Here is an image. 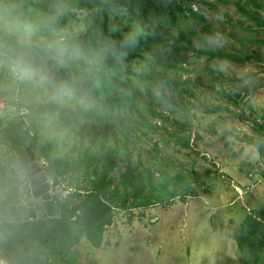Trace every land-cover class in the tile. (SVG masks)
Returning a JSON list of instances; mask_svg holds the SVG:
<instances>
[{
	"label": "rangeland",
	"instance_id": "1",
	"mask_svg": "<svg viewBox=\"0 0 264 264\" xmlns=\"http://www.w3.org/2000/svg\"><path fill=\"white\" fill-rule=\"evenodd\" d=\"M3 1L4 9L16 5L13 0ZM182 3L203 16L194 23L200 37L188 35L194 48L255 50L260 60L253 57L236 62L209 57L192 48L173 49V40L167 36L177 31L172 24H163L162 39L149 56L155 70L149 86L152 94L139 99L137 110L120 109L114 120H96L81 113L91 96L87 74H91L92 83L102 78L96 68L64 63L70 66L69 71L66 69L69 80L65 82L56 62L42 58L40 64L33 58L13 57L4 69L0 57V88L7 91L0 100V121L4 124L20 115L25 125L37 126L41 138L53 139L60 154L68 153L76 160L55 184L47 173L52 200L55 193L63 199L82 181V155L88 145L90 149L118 148L113 170L116 177L126 166V144L137 171L144 174L142 168L148 166L155 178L179 174L195 190L185 200L173 197L171 201L131 210L116 209L99 246L82 235L65 260L52 259V264H264V242L257 254L237 244L246 214L258 215L264 207V135L256 133L251 119L264 112V43L250 40L264 37V29L250 28V21L241 17L233 4L220 0ZM261 12L264 16V10ZM24 16L47 21L53 17L31 8L6 15L5 25L23 39H31ZM82 16L83 12L77 11L62 33L81 31ZM110 17L113 28L128 32L136 29L119 10H110ZM184 25L181 20L180 26ZM180 44L187 45L184 41ZM250 71L253 74L247 77L230 78ZM174 85L186 91H174ZM217 89L241 96L240 104ZM10 98L35 105L54 101L55 105L49 106V111L34 112L30 122L28 107L18 109ZM246 98L249 100L244 103ZM248 102L252 110L244 108L243 112L241 104ZM246 136L259 144L248 142ZM185 137L189 146L181 144ZM9 146L8 139L0 136V205L15 203L31 193L22 173L11 172L3 163ZM37 161L46 170L47 161ZM169 186L181 190L172 180Z\"/></svg>",
	"mask_w": 264,
	"mask_h": 264
},
{
	"label": "trees",
	"instance_id": "2",
	"mask_svg": "<svg viewBox=\"0 0 264 264\" xmlns=\"http://www.w3.org/2000/svg\"><path fill=\"white\" fill-rule=\"evenodd\" d=\"M16 5L4 9L0 0V57L6 69L13 57L33 58L41 64V59L59 64L63 80L68 82L70 66L76 64L87 68H96L101 73L97 83L89 81L87 74V108L81 113L96 120H114L120 109L132 108L145 95H151L150 84L155 77L154 67L149 56L155 51V45L162 39L160 26L172 24L177 33H168L173 49L192 48L209 57L244 62L251 58L260 60L255 50H226L222 47L206 46L194 48L188 35L200 37L194 23L203 19L202 14L192 10L183 0H13ZM235 5L241 17L250 21L252 29H264V0H220ZM49 12L50 20L24 16L28 23L31 39L18 38L13 30L5 25L6 15H14L22 9ZM110 10H119L134 23V32L113 28ZM77 11H82L83 29L78 33L63 34ZM181 20L184 26H180ZM208 27V25H205ZM256 43H264V37H252ZM186 42L187 45L180 44ZM241 44L244 39L240 38ZM63 61V62H62ZM67 63V64H64ZM264 69V66H262ZM78 72V71H75ZM248 72L240 77L231 76L232 80L247 77ZM174 91L185 89L173 86ZM235 104H240L236 96L227 89H217ZM7 91L0 88V100ZM16 108L28 107L26 115L32 122L34 112L49 111L55 102H22L10 98ZM242 111L252 110L250 102L241 104ZM253 128L258 135H264V112L252 117ZM32 127V129H31ZM0 136L8 139L7 151H14L21 163L26 161L25 147L30 146L38 157L47 161L46 172L53 178V184L59 177L76 163L68 153L60 154L54 140L38 135L37 126L25 125L21 116L0 121ZM248 142L259 144L251 136ZM181 144L189 146V139L182 138ZM126 166L118 174L113 173L117 166L118 148L84 150L82 160V181L77 182L73 190L61 199L58 193L53 195L60 209L59 216L38 215L34 219L6 221L0 223V257L9 264H52V259L65 260L80 237L84 235L92 245L99 246L103 232L112 220L116 209L131 210L134 207L148 206L162 201H171L173 197L185 200L187 194H195L191 182L179 174L169 177L163 174L155 178L148 166L137 171L132 165L130 150L123 144ZM35 152V151H34ZM76 167V166H74ZM116 178L118 180L116 181ZM175 187L172 189L169 182ZM262 216V218H261ZM237 235L238 247L247 246L257 254L264 242V207L259 214H246Z\"/></svg>",
	"mask_w": 264,
	"mask_h": 264
},
{
	"label": "water",
	"instance_id": "3",
	"mask_svg": "<svg viewBox=\"0 0 264 264\" xmlns=\"http://www.w3.org/2000/svg\"><path fill=\"white\" fill-rule=\"evenodd\" d=\"M236 97L241 100V96ZM249 98H246L243 102L246 103ZM27 153L28 163L24 165L23 171L26 173L28 183L30 186V192L32 196H39L42 201L38 205V209L34 205H26L23 202L12 203V204H1L0 205V214L1 217L6 221L11 220H28L34 219L38 215H43L44 213L47 216H59L60 209L57 201L51 199L50 194V183L48 180L47 172L39 165L37 161V155L32 150L30 146L25 147ZM6 165L9 167L11 172L20 168L19 162L16 160V154L14 151H11L3 160ZM39 211L40 214L37 215L36 211ZM0 217V223H1ZM7 263L4 258L0 257V264Z\"/></svg>",
	"mask_w": 264,
	"mask_h": 264
},
{
	"label": "flooded vegetation",
	"instance_id": "4",
	"mask_svg": "<svg viewBox=\"0 0 264 264\" xmlns=\"http://www.w3.org/2000/svg\"><path fill=\"white\" fill-rule=\"evenodd\" d=\"M10 152H11V151H7V152H5L4 155H3V157H2V159H3L6 155H8ZM16 160H17V161L19 162V164H20V168L17 169V171H18V172H21V173H22V176L25 177L26 182H28V179H27L26 173L23 171V167H24V165H26V164L28 163L27 156H26V161L23 162V163H21V162L19 161V158H18L17 154H16ZM3 163L6 165V163H5L4 161H3ZM29 196H30V197H26V198H24V199H22V200L16 201L15 203L23 202V203H25L26 205H34L35 208L38 209V205H39V203L42 201V199H40L39 196H36V197L32 196L31 193H30ZM0 215H1V214H0Z\"/></svg>",
	"mask_w": 264,
	"mask_h": 264
},
{
	"label": "built area",
	"instance_id": "5",
	"mask_svg": "<svg viewBox=\"0 0 264 264\" xmlns=\"http://www.w3.org/2000/svg\"><path fill=\"white\" fill-rule=\"evenodd\" d=\"M22 111H23V110H21V112H22ZM38 159H40L41 162L45 163V159H44V157L41 156V157H39ZM38 159H37V160H38Z\"/></svg>",
	"mask_w": 264,
	"mask_h": 264
},
{
	"label": "crops",
	"instance_id": "6",
	"mask_svg": "<svg viewBox=\"0 0 264 264\" xmlns=\"http://www.w3.org/2000/svg\"><path fill=\"white\" fill-rule=\"evenodd\" d=\"M251 185L253 186V185H254V183H252ZM252 186H250V188H251Z\"/></svg>",
	"mask_w": 264,
	"mask_h": 264
},
{
	"label": "bare ground",
	"instance_id": "7",
	"mask_svg": "<svg viewBox=\"0 0 264 264\" xmlns=\"http://www.w3.org/2000/svg\"><path fill=\"white\" fill-rule=\"evenodd\" d=\"M4 264H7V263L4 262Z\"/></svg>",
	"mask_w": 264,
	"mask_h": 264
}]
</instances>
